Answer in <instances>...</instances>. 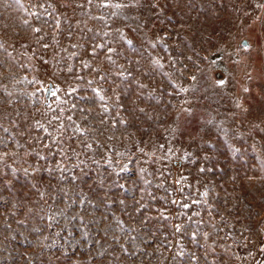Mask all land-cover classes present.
I'll list each match as a JSON object with an SVG mask.
<instances>
[{
	"label": "rangeland",
	"instance_id": "obj_1",
	"mask_svg": "<svg viewBox=\"0 0 264 264\" xmlns=\"http://www.w3.org/2000/svg\"><path fill=\"white\" fill-rule=\"evenodd\" d=\"M121 12L127 21L109 20L110 46L120 53L113 64L100 50L89 54L93 42L108 39L93 36L105 30L91 18L100 9L0 0V123L8 129H0L8 145L0 165V264H190L192 253L196 264H264V0H139ZM117 28L132 47L116 39ZM217 69L225 74L218 81ZM25 78L78 89L57 94L64 117L72 116L60 155L31 127L48 126L43 113L56 98L31 96L40 84ZM57 161L65 171L49 173ZM157 209L208 239L173 235L168 221L154 219ZM193 212L202 223L189 224L185 214ZM146 217L153 219L145 224Z\"/></svg>",
	"mask_w": 264,
	"mask_h": 264
},
{
	"label": "snow or ice",
	"instance_id": "obj_2",
	"mask_svg": "<svg viewBox=\"0 0 264 264\" xmlns=\"http://www.w3.org/2000/svg\"><path fill=\"white\" fill-rule=\"evenodd\" d=\"M15 2H19V0H15ZM139 3V0H67V4L68 6H70L73 10L76 9H81L84 11L85 14H90V10L92 7L98 8L102 11V14L99 16H93L91 18L93 19H98L103 21V26L105 30H101L99 32H94L93 36L94 37H103V38H108V39H102L100 42H93L92 46H91V52L89 53L91 56H97V50H100V52L105 56V58L110 61L111 63L115 64V61L113 60V54L115 53L116 55H120V53L116 52V49H114L113 47H111V43H113L114 41H112L110 38L112 36V26L109 23V20H111L112 18H116V19H120L123 18L125 21L128 20L127 16H123L121 10L122 9H132L134 7H136V5ZM49 7H51V5H49ZM104 9H111V11H109L106 14H103V10ZM57 23V28L59 27V19H57L56 21ZM34 31L39 32L40 29L36 28L34 29ZM87 31H92V29H87ZM116 32V39L122 41L124 44H127L129 47H132V41L128 40L126 38V36L124 35V33L119 29H115ZM69 39H71V35H69L68 37ZM55 39V38H54ZM78 45H71V47L75 48ZM45 47H47V45H45ZM153 47H155V45H153ZM83 64L84 67H89V65L86 62H81ZM158 63V62H157ZM68 70L71 72L72 68L69 66ZM128 75H131L130 73ZM77 79H82V77L77 76ZM126 78V77H125ZM99 80L102 81H107V76L105 75H101L99 76ZM23 83L26 84H32L33 87H35L37 84H40L39 88H36V91L33 92L31 94V96L35 97L37 95V93L39 92H43L46 96L48 97H55V101L54 103L56 104V107H53L52 103H49L47 105V109L45 110V112L43 113L44 116H46L48 118V126H46L43 122L41 121H35L34 124L31 126L32 128H34L36 131H42L44 137L49 138V140L51 141V144L49 143H43V147L49 148V152L51 155L53 156H57L60 155L61 153H63V148H62V144H63V140L61 139L62 135L64 132L68 131V128L65 127L64 124V120L67 119L69 121H72V116L69 115L67 117H64V108L62 107V105L64 103H66V101L64 99H62L60 96H58L57 94L62 92L64 93V96H71L74 92H76L78 89L75 87H71L69 86L70 90H62L60 89L59 86H45L43 84H41L40 81L38 80H27V78L24 79ZM94 83L93 80H89L87 81L88 85H92ZM140 87H143V85H140ZM91 91L94 93L95 98H98L100 101H105L106 98L101 95V92L103 91L102 88H91ZM80 100H85L87 101L86 97H79ZM117 101L119 100V97L116 98ZM37 104L40 103V101L37 99L35 101ZM77 105L76 104H72V108H76ZM58 110V111H57ZM78 111L84 113L85 109L83 108H79ZM104 111L107 112L108 111V107L105 104L104 105ZM51 113H57L56 115H52ZM6 118L3 114H0V119H4ZM85 119H87V115L85 114L84 116ZM53 121H56L58 123L53 124ZM14 125H15V120L11 121ZM103 122V121H102ZM120 123H124V121H119ZM116 122H113V127H115ZM73 125H75V121H73ZM0 129H2L4 132H8L7 128H4L3 123H0ZM75 130L77 132L80 133V135H83V130H81L79 128V125H75ZM55 133H60V136H56L54 135ZM38 142L40 140L43 139V137L37 138ZM8 145L7 143L4 142V140L2 138H0V165H3L4 163V157L7 155V153H4L2 151V149L6 148ZM16 147L19 148L21 147V145H19L18 143L16 144ZM85 147H87L88 149H91L92 145L91 144H86ZM161 147H163V145H161ZM170 151V150H169ZM36 156L39 158V160H46L47 157L44 155H41L39 152L36 153ZM65 156H61V161L63 159H65ZM38 170V169H36ZM47 171H49V173H53L55 171H60V172H64L65 169L61 167V164L59 161L55 162V168H46ZM13 173L15 172V170H12ZM200 171H204V169H201ZM25 173L27 174V170H25ZM61 179H63V177H61ZM72 181L75 182V177L73 176ZM177 184L180 183V181H176ZM120 187L122 188L123 185H120ZM157 187L161 188L163 191L167 192L168 195H171L172 193L167 189L164 188L163 183H161L160 185H157ZM180 191H183V189H179ZM65 195H67V193H65ZM149 195H151V193H149ZM205 196H207V191H205V193L203 194ZM153 199H156V197H153ZM163 199V197L161 198ZM86 201L84 199L80 200L81 205H83ZM171 204L176 205L179 208H183V209H187L189 208L191 205L187 204V203H183L182 201H177L176 199H172ZM87 203H91L90 201H87ZM121 203H123V201H121ZM168 201L165 200V204H167ZM193 204L198 203V201L193 200L192 201ZM140 211H143V206L141 207ZM158 215L154 218L158 223H162L163 221H168V227L170 229V231L172 232L173 235L179 233V234H185L190 232V236H189V241L193 242V243H198V236L204 240L208 239V234L207 233H201L199 231V228H197L196 230H191L188 226V224H183V223H177L175 225H172L171 221L174 219H178L179 216L177 217H170L168 215L165 214V211L163 209H157L156 210ZM198 212H193L191 214H185L186 220L189 222V224L191 223H202V222H195L193 221V216L198 215ZM72 219H77V217H72ZM153 219L151 217H146L144 218V223L147 224L149 223V220ZM79 222L82 224L83 223V218H79ZM152 235H155V233H152ZM133 239H135V237H133ZM165 239H167V237L165 236ZM167 246H170L167 245ZM126 251V250H125ZM177 255L179 256H183L184 255V250L183 248L181 249L180 252L177 253ZM189 260H190V264H196L198 257L195 253H192L189 256Z\"/></svg>",
	"mask_w": 264,
	"mask_h": 264
},
{
	"label": "water",
	"instance_id": "obj_3",
	"mask_svg": "<svg viewBox=\"0 0 264 264\" xmlns=\"http://www.w3.org/2000/svg\"><path fill=\"white\" fill-rule=\"evenodd\" d=\"M248 44H249V42H248L246 39H242V40H241V45H243V46H248ZM213 75H215L214 78H215V80H217V81H218V80H221V79L224 78V76H225V74H224L221 70H219V69L213 71ZM49 86H51V84H50ZM45 96H46V95H45ZM46 98H48V96H46Z\"/></svg>",
	"mask_w": 264,
	"mask_h": 264
}]
</instances>
